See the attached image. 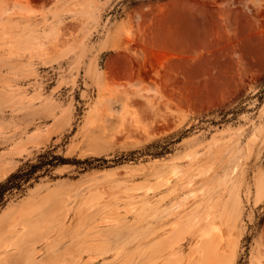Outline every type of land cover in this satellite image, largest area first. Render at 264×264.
<instances>
[{"label": "rangeland", "instance_id": "obj_1", "mask_svg": "<svg viewBox=\"0 0 264 264\" xmlns=\"http://www.w3.org/2000/svg\"><path fill=\"white\" fill-rule=\"evenodd\" d=\"M52 158L0 264H264V0H0V182Z\"/></svg>", "mask_w": 264, "mask_h": 264}, {"label": "trees", "instance_id": "obj_2", "mask_svg": "<svg viewBox=\"0 0 264 264\" xmlns=\"http://www.w3.org/2000/svg\"><path fill=\"white\" fill-rule=\"evenodd\" d=\"M42 154H40L41 156ZM57 156H54L56 158ZM52 158L48 161H39V162H28V168L22 166L18 168L16 171L12 172L7 176V178L0 182V205L3 204V200L5 194L8 190L18 189L21 190L24 188V184L29 182L32 178H37L38 176H34L35 173L43 168L49 166H54L57 164L55 159ZM48 165V166H47Z\"/></svg>", "mask_w": 264, "mask_h": 264}, {"label": "bare ground", "instance_id": "obj_3", "mask_svg": "<svg viewBox=\"0 0 264 264\" xmlns=\"http://www.w3.org/2000/svg\"><path fill=\"white\" fill-rule=\"evenodd\" d=\"M1 238V237H0ZM4 241H6V240H4ZM10 241H8V243H9ZM4 243V242H3ZM4 245V244H3ZM8 245V244H7ZM2 246H0V248H1Z\"/></svg>", "mask_w": 264, "mask_h": 264}]
</instances>
